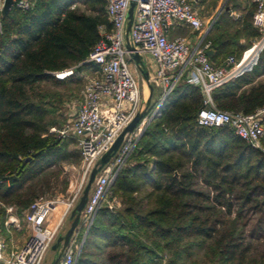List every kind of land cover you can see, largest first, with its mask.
Returning a JSON list of instances; mask_svg holds the SVG:
<instances>
[{
    "label": "trees",
    "instance_id": "16d2710c",
    "mask_svg": "<svg viewBox=\"0 0 264 264\" xmlns=\"http://www.w3.org/2000/svg\"><path fill=\"white\" fill-rule=\"evenodd\" d=\"M78 4L86 10L73 8ZM235 10L239 18L223 12L206 37L217 66L230 56L240 60L261 37L255 4ZM101 26L112 28L104 0H37L26 13L13 7L1 17L3 235L6 207L24 217L53 191L65 164L82 163L77 142L50 130L65 126L61 90L81 88L82 73H100L85 61ZM70 69L74 75H53ZM204 101L201 87L177 83L111 187L122 209L102 205L77 264H264V153L229 127L199 126ZM212 101L228 112L264 109V49L254 70L214 90ZM261 143L264 149V135ZM84 231L80 226L79 241Z\"/></svg>",
    "mask_w": 264,
    "mask_h": 264
},
{
    "label": "built area",
    "instance_id": "2783aa9c",
    "mask_svg": "<svg viewBox=\"0 0 264 264\" xmlns=\"http://www.w3.org/2000/svg\"><path fill=\"white\" fill-rule=\"evenodd\" d=\"M252 1L256 7L253 26L260 32V39L244 52L240 60L230 56L224 66H217L209 55L212 50L211 42L206 40L212 24L205 29L204 36L194 47L184 37L170 38L171 29L179 24L192 30L204 29L200 12L194 7L192 0H138L130 42L143 60L150 57L155 62L156 76L150 80L162 93L159 101L150 107L140 126L125 137L116 156L98 174L81 217V227L91 228L100 208L111 197L110 189L139 140L150 124L162 117L168 97L183 78L201 87L204 92L205 108L197 116L199 126L229 127L235 135L264 153L261 143L264 135V109L253 114L228 112L217 109L212 101L214 90L252 72L258 65L264 49V0ZM4 2L5 0H0V29ZM14 2V8L26 13L35 7L37 0ZM104 2L112 28L108 30L105 26L100 27L101 38L85 61L86 64L99 67V76L88 79L83 101L76 107L73 118L63 128L50 130L60 140L74 139L77 142L82 157L81 186L66 202L41 198L33 203L25 214V222L29 225L31 234L21 247L12 250L0 238V264H44L47 252L66 228L70 215L82 196L85 182L98 161L145 108L139 83L131 71V65L138 70L139 67L126 47V26L131 0ZM59 74L61 73L53 75ZM108 204V208L113 210L112 201H108ZM13 209L10 207L7 211L11 213ZM78 230L58 264L78 263L85 244V235L79 241Z\"/></svg>",
    "mask_w": 264,
    "mask_h": 264
},
{
    "label": "rangeland",
    "instance_id": "374dc122",
    "mask_svg": "<svg viewBox=\"0 0 264 264\" xmlns=\"http://www.w3.org/2000/svg\"><path fill=\"white\" fill-rule=\"evenodd\" d=\"M202 2V3H201ZM200 4H203L204 10H203V16L212 21V25L218 20L220 15L223 12L230 11L231 16L237 18L240 17V13L238 11H234V8H240L243 9L247 6H249L251 3H253L252 0H201ZM254 4V3H253ZM79 8L82 7L83 10H86L84 6L81 4L74 5L73 8ZM90 13V12H87ZM260 39V38H259ZM258 40V39H257ZM255 42V41H254ZM128 62L131 63V61L128 59ZM150 67V77L151 79H154L156 76V66L153 63L149 64ZM131 71L135 75L138 83L140 90L142 92V97L143 99L145 98L144 101H147L148 95H149V88L147 86V83L145 80H143V76L141 72L136 68L135 66L131 65ZM57 77L60 79L66 78L67 76L74 75L75 71L73 69H70L68 71L64 72H59ZM63 73V74H62ZM64 73H67L66 75ZM93 73H82L81 77L83 78L84 82L81 88L78 86H73L72 91L67 92L64 91V89L61 90V92L64 93L63 100H62V105H61V111H60V116L59 120L66 125L75 115L76 112V107L80 104V102L83 101L84 98V90L85 86L88 82V79L93 78L95 75H92ZM162 91L158 88L154 87V94H153V99H152V104L151 108L159 101L160 95ZM56 128V127H54ZM52 129V128H51ZM57 129H60L57 127ZM128 162V161H127ZM64 173L61 175L59 180L54 181V189L51 193H47L44 195L42 198L46 200H57L59 199L62 202H66L70 195L78 189V187L81 186L82 180H83V172H82V163L80 164H65L63 167ZM69 182V186L67 190H65V181ZM89 178L86 180L85 186L88 183ZM110 194L111 197L108 198V201H112L113 203V212H117L118 210L122 209V200L117 197L112 195L111 189H110ZM108 201H105L103 205H106L108 207ZM10 207H6V214H7V220L5 221V227L8 230V235H3L0 233V238H3V240L6 241L8 246L12 249L15 247H19L23 245V243L26 241L28 236L31 234V229L29 225L25 222V216L24 217H19L17 213V209L14 208L11 213L7 211V209ZM6 223H9V225H6ZM71 222L70 220L67 223L66 228L62 231L61 235H65L68 229L70 228ZM86 229L84 231V235L86 233ZM84 235L82 239L84 238ZM11 249V250H12ZM55 252H53L52 248L47 252V255L45 257L44 264H51L53 262V259L55 258Z\"/></svg>",
    "mask_w": 264,
    "mask_h": 264
},
{
    "label": "water",
    "instance_id": "95a60500",
    "mask_svg": "<svg viewBox=\"0 0 264 264\" xmlns=\"http://www.w3.org/2000/svg\"><path fill=\"white\" fill-rule=\"evenodd\" d=\"M14 3H15L14 0H5L2 13H1L2 17H6L10 13V11L14 7ZM137 4H138V0H131L129 12H128V19H127L128 21H127V26H126V47H127V50L130 52L131 58L136 63V65L139 67L141 74L145 78L150 94H149L148 100L145 101L144 110L135 116V118L130 123V125L118 137V139L116 140L112 148L98 161L96 167L91 172L88 183L82 192V196L70 215V219H69L71 222L70 228L68 229L65 235H60L57 241L55 242V244L52 246V250L53 252H55L56 255L51 264L59 263L60 259L63 256L65 249L69 246L72 237L74 236L76 231L79 229L81 225V217H82L83 211L89 200V196L91 194L93 185L96 181L98 174L116 156V154L118 153L120 147L122 146L124 142L125 137L128 134L134 132L138 128V126L142 123V121L145 118V115L147 114L152 104L154 86L151 83L150 74L148 70L146 69V65H145V62L142 56L136 52L135 48L131 45V42H130V32H131L132 25L134 22ZM213 53H214V50H211L209 52V55L212 56ZM89 230L90 228L86 230L85 241L89 234Z\"/></svg>",
    "mask_w": 264,
    "mask_h": 264
},
{
    "label": "crops",
    "instance_id": "0c3cea01",
    "mask_svg": "<svg viewBox=\"0 0 264 264\" xmlns=\"http://www.w3.org/2000/svg\"><path fill=\"white\" fill-rule=\"evenodd\" d=\"M195 1V2H194ZM203 1V0H202ZM193 4H194V7L196 9L199 10L200 12V15H201V18L204 22V29L203 30H192V29H189L187 28L186 26L184 25H176L175 27H173L171 29V33H170V38L174 39V38H177V37H184L188 40L189 44L191 45V47H194L198 41H200L202 39V37L204 36V32H205V29L207 27H209L212 23L211 20H208L206 19L204 16H203V10H204V6L203 4H200L201 0H192ZM202 3V2H201ZM213 27V25H212ZM214 50V49H212ZM214 53H215V50H214ZM213 53V55H214ZM212 55V56H213ZM211 57V56H210ZM145 65H146V69L148 70L149 74H150V67H149V64L150 63H153L155 65V62L150 58V57H147L145 60ZM214 63V62H213ZM216 64V63H214ZM156 66V65H155ZM87 73H93L92 71H89ZM86 73V74H87ZM92 75H95L94 77L96 76H99V73H93ZM143 76V75H142ZM151 79V77H150ZM143 80H145V78L143 77ZM150 94V93H149ZM149 97V95H148ZM148 99V98H147ZM145 100V98H144ZM81 103V102H80ZM76 113V112H75ZM22 246V245H21ZM19 246V247H21ZM15 248H18V247H15ZM9 249L11 250L12 248L9 247Z\"/></svg>",
    "mask_w": 264,
    "mask_h": 264
},
{
    "label": "bare ground",
    "instance_id": "6f19581e",
    "mask_svg": "<svg viewBox=\"0 0 264 264\" xmlns=\"http://www.w3.org/2000/svg\"><path fill=\"white\" fill-rule=\"evenodd\" d=\"M78 188H79V187H78ZM76 190H77V189H76ZM76 190H75V191H76ZM75 191H74V192H75Z\"/></svg>",
    "mask_w": 264,
    "mask_h": 264
}]
</instances>
